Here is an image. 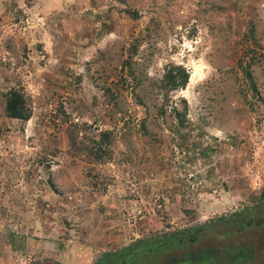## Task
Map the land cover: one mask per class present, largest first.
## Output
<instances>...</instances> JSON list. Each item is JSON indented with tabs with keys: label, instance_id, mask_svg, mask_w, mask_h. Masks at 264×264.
Returning <instances> with one entry per match:
<instances>
[{
	"label": "rangeland",
	"instance_id": "obj_1",
	"mask_svg": "<svg viewBox=\"0 0 264 264\" xmlns=\"http://www.w3.org/2000/svg\"><path fill=\"white\" fill-rule=\"evenodd\" d=\"M170 63L189 75L159 115ZM10 87L28 119L5 116ZM102 131L95 161L84 147ZM249 211L264 213V0H0V264H98L128 246L127 264L202 247L217 264L226 245L264 264V222L208 227ZM191 227L192 244L141 245Z\"/></svg>",
	"mask_w": 264,
	"mask_h": 264
},
{
	"label": "trees",
	"instance_id": "obj_2",
	"mask_svg": "<svg viewBox=\"0 0 264 264\" xmlns=\"http://www.w3.org/2000/svg\"><path fill=\"white\" fill-rule=\"evenodd\" d=\"M125 12H130L128 9H124ZM132 53L135 52L134 46L131 47ZM131 55V54H130ZM130 58L124 61V64L128 66L130 64ZM244 74L249 79L250 87L255 91V86L252 81V77L250 72L244 68ZM188 71L185 67L181 66L180 64H168L165 67L162 76L159 80V84L157 85L161 90V98L162 101L158 106L157 112L159 115H163L165 109V100L167 98L168 92L175 91L177 89H181L185 86L187 79H188ZM132 78H135L132 75ZM140 81H136L135 85H138ZM3 101V111L5 116L9 118H16L20 120H26L30 116V108L27 103V98L25 93L18 87H10L8 88L4 95ZM139 101V98H138ZM178 103L181 106V109L176 108V106H170V115L173 117V122L176 126L184 127L185 122L187 121L186 118V101L183 98L178 99ZM178 128V127H177ZM175 130V129H174ZM110 134L109 131H102L99 133L98 140L93 145H87L84 147V150L87 154L91 155L95 161H102L105 159L109 153L107 149L103 145H101V141L106 139V137ZM70 145H75L77 142L75 141V136L69 133L68 135ZM126 249H124L125 252ZM113 254L112 252H107L98 264H112L113 261Z\"/></svg>",
	"mask_w": 264,
	"mask_h": 264
},
{
	"label": "flooded vegetation",
	"instance_id": "obj_3",
	"mask_svg": "<svg viewBox=\"0 0 264 264\" xmlns=\"http://www.w3.org/2000/svg\"><path fill=\"white\" fill-rule=\"evenodd\" d=\"M256 218H261L262 222L258 225H254L251 223L249 226H243L244 227H250V226H260L264 222V213L259 215L257 211H249L246 215H241L238 218H234L233 216L231 218H225L223 220L217 219L211 223L208 224V227L211 231H213L216 234L224 235L228 234L229 232H239V231H229V232H223L220 233V228L226 226V225H236L240 226L243 225L244 221L247 219L255 220ZM202 227H191L189 229H185L176 233H163L161 235H158L156 237L143 240L141 245L145 248V252H151L155 251L160 248L164 247H174V246H180L184 244V241H187L188 243L192 244L196 240V233L197 231H200ZM152 242L153 246L150 245ZM149 245V246H148ZM225 246V245H224ZM225 248L228 249V252L226 254V259L223 261L224 263H217V264H238L242 259H244V256L247 252H251V250L247 249H232V245H226ZM133 252L132 246H128L125 252H114L113 254V261L112 264H127V259L130 257V254ZM210 250L208 248L202 247V248H195V249H184L182 252L179 253V258L177 260L172 259L168 263L169 264H208L207 261L210 257Z\"/></svg>",
	"mask_w": 264,
	"mask_h": 264
},
{
	"label": "water",
	"instance_id": "obj_4",
	"mask_svg": "<svg viewBox=\"0 0 264 264\" xmlns=\"http://www.w3.org/2000/svg\"><path fill=\"white\" fill-rule=\"evenodd\" d=\"M262 222L261 218H256L255 220H251V219H247L244 221L243 225L240 226H236V225H226L222 228H220V233L223 232H229V231H239L243 228V226H249L251 225V223H253L254 225H258Z\"/></svg>",
	"mask_w": 264,
	"mask_h": 264
}]
</instances>
